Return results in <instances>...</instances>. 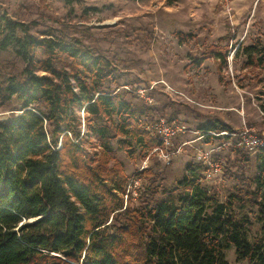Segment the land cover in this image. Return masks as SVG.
Wrapping results in <instances>:
<instances>
[{
  "label": "trees",
  "instance_id": "trees-1",
  "mask_svg": "<svg viewBox=\"0 0 264 264\" xmlns=\"http://www.w3.org/2000/svg\"><path fill=\"white\" fill-rule=\"evenodd\" d=\"M8 48L25 66L0 85L2 103L19 107L0 121V264H227L231 247L236 262L264 264V146L252 152L235 145L237 135H209L239 131L208 121L199 127L204 143L230 142L240 168L229 173L244 185L221 201L199 161L161 192L149 168L137 172L150 181L134 198L114 147L135 160L161 140L145 108L126 97L112 60L3 16L0 49ZM257 51L248 65H264V46ZM214 57L226 61V49L193 60L200 67ZM252 159L255 173L246 176Z\"/></svg>",
  "mask_w": 264,
  "mask_h": 264
},
{
  "label": "rangeland",
  "instance_id": "rangeland-1",
  "mask_svg": "<svg viewBox=\"0 0 264 264\" xmlns=\"http://www.w3.org/2000/svg\"><path fill=\"white\" fill-rule=\"evenodd\" d=\"M3 16L30 25L34 34L51 32L107 56L131 91L126 97L136 107H144L152 122L174 118L186 126L187 132L173 143L174 148L187 144L170 156L169 163L152 154L153 149L131 160L114 147L115 158L131 179H139L136 173L149 168L154 187L160 192L170 189L186 165L199 164L200 152L220 145L219 140L206 144L200 137L199 127L208 121L222 119L236 130L252 128L264 137V114L259 107L264 102V65H248L249 53L258 56L257 50L264 46V0H0ZM211 48L226 49V61L208 58L197 67L193 56ZM24 66L11 48L0 49V85L10 76L20 77ZM141 88L147 89L152 103L140 99L137 90ZM16 108L13 99L0 100L5 119L19 113ZM213 158L225 162L221 178L203 182L225 201L236 186L244 185L229 173L240 166L233 164L229 144L218 147ZM253 173L252 159L245 175ZM149 181L141 177L132 196L136 198ZM259 228L254 220L251 239L259 235ZM225 256L227 264H247L236 262L233 247Z\"/></svg>",
  "mask_w": 264,
  "mask_h": 264
},
{
  "label": "built area",
  "instance_id": "built-area-1",
  "mask_svg": "<svg viewBox=\"0 0 264 264\" xmlns=\"http://www.w3.org/2000/svg\"><path fill=\"white\" fill-rule=\"evenodd\" d=\"M223 1L226 2V0ZM225 6L228 7L227 4H225ZM137 93L146 102L152 103V98L147 92V89H138ZM4 115H6V112L0 111V121L5 120V118L3 117ZM151 129L161 140V146L154 148L151 153L157 154V156H159L162 160L166 161L167 163L170 162L171 155H173L175 152H180L182 150V147L187 144V142H182L177 148H174L173 142L175 138L187 132L186 126L177 119H167L165 117H160L151 124ZM208 134L213 136L226 135L229 137H234L235 135H237L239 137V140L235 145L239 148L248 149L252 152L264 146V137L258 135L257 132L252 128L244 127L239 130L238 133L208 132ZM200 137L203 138V135H200ZM228 144L230 145V142L223 143L219 146H212L208 148L205 152H200L199 161L203 165L202 179L204 181H216L221 178L225 162L222 159H214L213 156L215 155V152L217 151L218 147H223ZM139 185V179H131L127 188V192L131 190L134 194H136L134 188L138 187Z\"/></svg>",
  "mask_w": 264,
  "mask_h": 264
},
{
  "label": "crops",
  "instance_id": "crops-1",
  "mask_svg": "<svg viewBox=\"0 0 264 264\" xmlns=\"http://www.w3.org/2000/svg\"><path fill=\"white\" fill-rule=\"evenodd\" d=\"M261 128H262V130H263V133H264V123H263V125L261 126ZM239 131V130H238Z\"/></svg>",
  "mask_w": 264,
  "mask_h": 264
}]
</instances>
